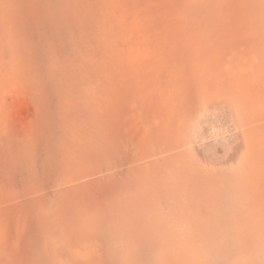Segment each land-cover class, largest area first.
<instances>
[{"label": "rangeland", "instance_id": "374dc122", "mask_svg": "<svg viewBox=\"0 0 264 264\" xmlns=\"http://www.w3.org/2000/svg\"><path fill=\"white\" fill-rule=\"evenodd\" d=\"M0 264H264V0H0Z\"/></svg>", "mask_w": 264, "mask_h": 264}, {"label": "bare ground", "instance_id": "6f19581e", "mask_svg": "<svg viewBox=\"0 0 264 264\" xmlns=\"http://www.w3.org/2000/svg\"><path fill=\"white\" fill-rule=\"evenodd\" d=\"M216 152H217L218 154H221V153H223V150H221L220 148H216Z\"/></svg>", "mask_w": 264, "mask_h": 264}]
</instances>
